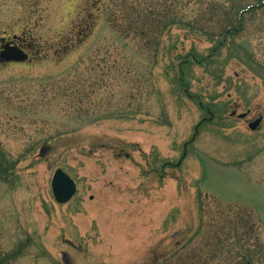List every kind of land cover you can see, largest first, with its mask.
<instances>
[{
  "label": "rangeland",
  "instance_id": "rangeland-1",
  "mask_svg": "<svg viewBox=\"0 0 264 264\" xmlns=\"http://www.w3.org/2000/svg\"><path fill=\"white\" fill-rule=\"evenodd\" d=\"M1 39L0 264H264V0H0Z\"/></svg>",
  "mask_w": 264,
  "mask_h": 264
},
{
  "label": "water",
  "instance_id": "water-1",
  "mask_svg": "<svg viewBox=\"0 0 264 264\" xmlns=\"http://www.w3.org/2000/svg\"><path fill=\"white\" fill-rule=\"evenodd\" d=\"M0 59L3 62H25L28 59V54L17 47L7 44L4 50L0 52ZM244 116L245 115H241L240 117L243 118ZM261 121L262 118H258L254 122L250 123V129L256 130ZM51 188L55 200L60 204H65L75 195L77 186L75 181L66 172H64L63 169L59 168L53 175Z\"/></svg>",
  "mask_w": 264,
  "mask_h": 264
},
{
  "label": "flooded vegetation",
  "instance_id": "flooded-vegetation-1",
  "mask_svg": "<svg viewBox=\"0 0 264 264\" xmlns=\"http://www.w3.org/2000/svg\"><path fill=\"white\" fill-rule=\"evenodd\" d=\"M6 43H10L11 45H18V46L22 47V46H25L26 42L23 43L22 41H12V40H8V39H6V40L1 39L0 40V51L3 49V47ZM22 48H24V47H22Z\"/></svg>",
  "mask_w": 264,
  "mask_h": 264
},
{
  "label": "trees",
  "instance_id": "trees-1",
  "mask_svg": "<svg viewBox=\"0 0 264 264\" xmlns=\"http://www.w3.org/2000/svg\"><path fill=\"white\" fill-rule=\"evenodd\" d=\"M134 12V11H133ZM184 62H187V60H185Z\"/></svg>",
  "mask_w": 264,
  "mask_h": 264
}]
</instances>
